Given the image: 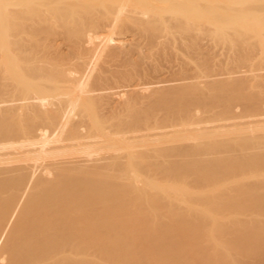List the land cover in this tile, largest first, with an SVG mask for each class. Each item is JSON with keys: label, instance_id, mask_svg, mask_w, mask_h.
<instances>
[{"label": "bare ground", "instance_id": "obj_1", "mask_svg": "<svg viewBox=\"0 0 264 264\" xmlns=\"http://www.w3.org/2000/svg\"><path fill=\"white\" fill-rule=\"evenodd\" d=\"M0 264H264V0H0Z\"/></svg>", "mask_w": 264, "mask_h": 264}, {"label": "rangeland", "instance_id": "obj_2", "mask_svg": "<svg viewBox=\"0 0 264 264\" xmlns=\"http://www.w3.org/2000/svg\"><path fill=\"white\" fill-rule=\"evenodd\" d=\"M244 176H245V175H244ZM258 178L261 179V178H262V175L258 176ZM139 184H140V183H139ZM156 184H157V185H156ZM163 184H164V183H161V182H159V181H158V182H155V186H159V185H163ZM192 184H193V183H190V186H191V187L189 186V187H190L189 189H191V190H196V191H197L196 187L200 186V187H198V188H200V190H198V192L201 191L202 194H203V195H202L203 197H207V196H209V198H210V199H209V203H212V202H210V201H213V203H214V204L212 203L211 205H215V204L218 205L219 203H221V199L216 198V197L214 198V197L212 196V195L216 192L217 189H213L211 184H210V185H206V186H204L203 184L200 185L199 183H194L193 185H192ZM202 186H204V187H202ZM193 187H194V188H193ZM251 187H252V186H251ZM251 187H250V188H251ZM211 188H212V189H211ZM250 188L248 187V188H246V189H247V190H250ZM173 189H174V188L171 186V187L167 188L166 191H157V192L155 193L156 190L153 189L151 192H153V194L155 193V194H154V195H155V198L157 197L156 195H157V193L159 192V194H158L159 197H157V198L160 199V196H162V197H163V196H170V197H171V196L175 193V191H173ZM174 190H175V189H174ZM168 191H169V192L171 191V193H173V194L169 193ZM160 192H161V193H160ZM151 194H152V193H151ZM153 194H152V195H153ZM167 194H168V195H167ZM205 194H206L207 196H205ZM248 195H249V194H248ZM243 196H244V197H243ZM243 196L241 195V196H239V197H241V198H239V197H238V198H239L240 200H244V199L246 200V199L248 198L247 194H246V195H243ZM249 196H250V195H249ZM246 197H247V198H246ZM157 198H156V199H157ZM250 198H251V197H250ZM250 198H249V199H250ZM218 200H220V201H218ZM245 200H244V201H245ZM214 201H215V202H214ZM246 201H249V200L247 199ZM215 206H216V205H215ZM200 208H201V207H200ZM205 223H206V222H205ZM183 224H184V223H181V225H183ZM204 225L207 226V224H204Z\"/></svg>", "mask_w": 264, "mask_h": 264}]
</instances>
